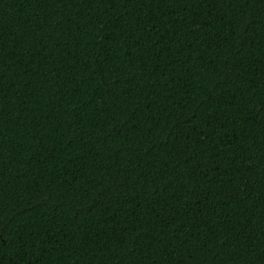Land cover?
I'll return each instance as SVG.
<instances>
[{
	"label": "trees",
	"instance_id": "obj_1",
	"mask_svg": "<svg viewBox=\"0 0 264 264\" xmlns=\"http://www.w3.org/2000/svg\"><path fill=\"white\" fill-rule=\"evenodd\" d=\"M0 264H264V0H0Z\"/></svg>",
	"mask_w": 264,
	"mask_h": 264
}]
</instances>
